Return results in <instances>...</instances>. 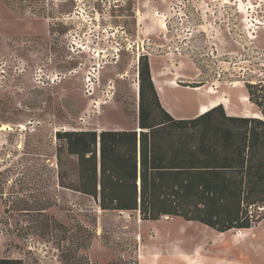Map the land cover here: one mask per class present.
I'll return each instance as SVG.
<instances>
[{"label": "rangeland", "instance_id": "374dc122", "mask_svg": "<svg viewBox=\"0 0 264 264\" xmlns=\"http://www.w3.org/2000/svg\"><path fill=\"white\" fill-rule=\"evenodd\" d=\"M142 56L156 81L201 84L239 116L257 110L245 84L264 83V0H0V216L9 208L0 258L264 264V220L240 234L178 217L141 221L59 185L58 174L66 186L74 180L75 160L62 154L57 164L56 132L133 127ZM199 96L185 87L168 98L187 119ZM23 194L53 203L48 238L40 217L18 211Z\"/></svg>", "mask_w": 264, "mask_h": 264}, {"label": "trees", "instance_id": "16d2710c", "mask_svg": "<svg viewBox=\"0 0 264 264\" xmlns=\"http://www.w3.org/2000/svg\"><path fill=\"white\" fill-rule=\"evenodd\" d=\"M138 79L137 112L130 130L56 132L61 143L57 164L62 154L75 160L74 180L66 186L58 174L59 185L92 198L103 212L136 213L141 221L178 217L220 234L248 230L263 221L264 83L245 84L259 118L229 116L217 105L197 117L175 119L160 104L146 56L139 57ZM52 204L48 199L38 206L26 194L21 196L18 211L31 221L40 217L41 237L51 233L54 221L44 214ZM8 209L4 203L0 216L4 236ZM58 227L62 231L63 226ZM27 230V235H36L37 230ZM3 247L6 255L7 240ZM73 260L67 257L61 263ZM0 264L25 263L3 256Z\"/></svg>", "mask_w": 264, "mask_h": 264}, {"label": "crops", "instance_id": "0c3cea01", "mask_svg": "<svg viewBox=\"0 0 264 264\" xmlns=\"http://www.w3.org/2000/svg\"><path fill=\"white\" fill-rule=\"evenodd\" d=\"M153 75V74H152ZM152 81L153 84L155 86L156 92H157V96L159 98L160 104L161 106L175 119H184L183 116L177 115L176 114V109L172 106L170 99L168 98V95H172V94H176L178 93L181 89L185 88L182 86L177 85L176 82H172L169 80L163 81V80H159L156 81V79L152 76ZM156 82H159V85H156ZM195 90V93L199 96L201 93L202 95L199 96V103H198V107H197V111L196 113H194L192 116L186 117V118H194L197 117L201 114L204 113V111H202V108L204 106L207 107V109H211L217 105H222L226 114L229 116H239L236 114H233L231 112H228V110L225 109V105H224V101L222 99H220L219 96L217 95H213L211 93H209L208 91H206L204 88L202 87H198V88H191ZM206 92V95L209 96L205 98V96L203 95V93ZM247 113H245L244 115H240L242 117H253V118H257L256 116L260 115V112L258 110H253V109H247ZM132 128V126L130 127H125V128H113V129H106V128H98V129H94L97 132H100L102 130H115V131H128ZM2 211V206L0 205V212ZM244 231V230H242ZM228 233V232H227ZM222 234H226V233H222ZM235 234V233H234ZM106 262L105 260L103 261Z\"/></svg>", "mask_w": 264, "mask_h": 264}, {"label": "bare ground", "instance_id": "6f19581e", "mask_svg": "<svg viewBox=\"0 0 264 264\" xmlns=\"http://www.w3.org/2000/svg\"><path fill=\"white\" fill-rule=\"evenodd\" d=\"M156 85H159V82H156ZM220 97V99H222L225 103H224V105H225V109L226 110H228V112H231V108H230V104H229V101L226 99V98H222L221 96H219ZM243 106L244 107H247L248 106V104H247V102H245L244 101V103H243ZM249 109V108H248ZM209 109H207V107L206 106H204L203 108H202V111H204V113L205 112H207ZM248 111L246 110V113H247ZM257 118H259L260 117V115L258 116H256ZM165 219H167L168 217H164ZM241 232H243L242 230H239V231H236V233L235 234H240Z\"/></svg>", "mask_w": 264, "mask_h": 264}, {"label": "built area", "instance_id": "2783aa9c", "mask_svg": "<svg viewBox=\"0 0 264 264\" xmlns=\"http://www.w3.org/2000/svg\"><path fill=\"white\" fill-rule=\"evenodd\" d=\"M92 263V262H91Z\"/></svg>", "mask_w": 264, "mask_h": 264}]
</instances>
